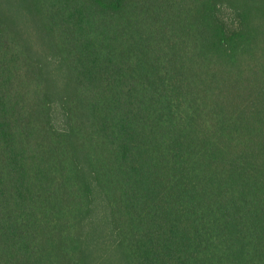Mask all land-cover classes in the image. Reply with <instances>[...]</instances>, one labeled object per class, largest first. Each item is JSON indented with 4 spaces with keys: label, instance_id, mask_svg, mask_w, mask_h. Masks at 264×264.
<instances>
[{
    "label": "trees",
    "instance_id": "trees-1",
    "mask_svg": "<svg viewBox=\"0 0 264 264\" xmlns=\"http://www.w3.org/2000/svg\"><path fill=\"white\" fill-rule=\"evenodd\" d=\"M0 264H264V0H0Z\"/></svg>",
    "mask_w": 264,
    "mask_h": 264
}]
</instances>
